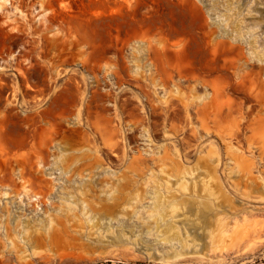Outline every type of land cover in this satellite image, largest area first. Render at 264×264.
Listing matches in <instances>:
<instances>
[{
	"label": "rangeland",
	"instance_id": "obj_1",
	"mask_svg": "<svg viewBox=\"0 0 264 264\" xmlns=\"http://www.w3.org/2000/svg\"><path fill=\"white\" fill-rule=\"evenodd\" d=\"M263 108L264 0H0V264H264Z\"/></svg>",
	"mask_w": 264,
	"mask_h": 264
},
{
	"label": "bare ground",
	"instance_id": "obj_2",
	"mask_svg": "<svg viewBox=\"0 0 264 264\" xmlns=\"http://www.w3.org/2000/svg\"><path fill=\"white\" fill-rule=\"evenodd\" d=\"M210 9H211V7H210ZM209 9V10H210ZM213 9V8H212ZM209 18V17H208ZM212 18V17H211ZM213 19V18H212ZM211 20V19H210ZM212 21V20H211ZM209 24H210V22H208ZM219 25V24H218ZM209 26V25H208ZM221 26V25H220ZM225 26H226V24H225ZM210 27V26H209ZM221 29H223V28H221ZM200 31V30H199ZM217 31V30H216ZM221 31V30H220ZM219 31V32H220ZM230 38V37H229ZM231 42V41H230ZM228 43V42H227ZM176 47V46H175ZM200 105H202V104H200ZM260 106V105H259ZM200 107V106H199ZM262 108V107H261ZM260 109V108H259ZM264 109V108H263ZM263 110H261V112H262ZM13 112V111H12ZM263 113V112H262ZM264 114V113H263ZM249 115V114H248ZM260 116V115H259ZM15 117H18V116H15ZM255 117V116H254ZM257 117V116H256ZM5 115L2 113V112H0V130L2 129V127H3V125L5 124ZM8 119V118H7ZM260 119H261V117H260ZM263 119V118H262ZM257 120H258V118H257ZM258 123V122H257ZM221 138H223L221 135H219ZM229 138V142H226V143H224V144H226V145H228V146H226V147H230V143H231V141L232 140H236L237 139V134H233V135H229L228 136Z\"/></svg>",
	"mask_w": 264,
	"mask_h": 264
}]
</instances>
